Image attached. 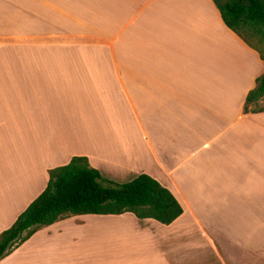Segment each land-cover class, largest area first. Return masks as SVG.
<instances>
[{
    "label": "crops",
    "instance_id": "1",
    "mask_svg": "<svg viewBox=\"0 0 264 264\" xmlns=\"http://www.w3.org/2000/svg\"><path fill=\"white\" fill-rule=\"evenodd\" d=\"M215 7L0 0V233L86 157L115 182L150 176L183 212L58 221L21 245L71 233L48 264H103L106 248L113 264H264V112L243 110L264 62Z\"/></svg>",
    "mask_w": 264,
    "mask_h": 264
},
{
    "label": "trees",
    "instance_id": "2",
    "mask_svg": "<svg viewBox=\"0 0 264 264\" xmlns=\"http://www.w3.org/2000/svg\"><path fill=\"white\" fill-rule=\"evenodd\" d=\"M222 22L264 62V0H212ZM264 75L246 96L244 113H262ZM0 233V261L13 253L37 231L70 217L119 216L130 213L138 220L161 225L173 223L183 210L174 196L146 174L119 183L92 168L86 157L51 169L42 193Z\"/></svg>",
    "mask_w": 264,
    "mask_h": 264
},
{
    "label": "rangeland",
    "instance_id": "3",
    "mask_svg": "<svg viewBox=\"0 0 264 264\" xmlns=\"http://www.w3.org/2000/svg\"><path fill=\"white\" fill-rule=\"evenodd\" d=\"M259 105L261 107H264V100L260 101ZM79 232L82 233V229L78 230L76 233ZM35 237L31 238V241L27 242L26 245L21 246L20 253L13 257L12 260H10L9 264H48L49 259H51L52 257L53 250L58 248L55 246L58 245V242H60L61 240H63L65 243L67 240H70L71 233L61 238L55 236L52 241H50L51 238L48 239L45 237H40L35 240ZM56 239L58 240L56 241ZM48 243H50V245H48ZM118 255L119 253L116 251V249L110 250L106 248L103 254L99 255V257L97 258L102 259L101 262L103 264H113V260H116L118 258ZM91 259L94 258L92 256L87 257L85 264H92Z\"/></svg>",
    "mask_w": 264,
    "mask_h": 264
}]
</instances>
